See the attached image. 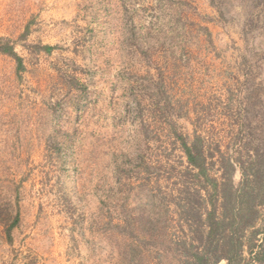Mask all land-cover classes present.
Segmentation results:
<instances>
[{"label":"rangeland","instance_id":"374dc122","mask_svg":"<svg viewBox=\"0 0 264 264\" xmlns=\"http://www.w3.org/2000/svg\"><path fill=\"white\" fill-rule=\"evenodd\" d=\"M195 141L264 250V0H0V264H191Z\"/></svg>","mask_w":264,"mask_h":264},{"label":"trees","instance_id":"16d2710c","mask_svg":"<svg viewBox=\"0 0 264 264\" xmlns=\"http://www.w3.org/2000/svg\"><path fill=\"white\" fill-rule=\"evenodd\" d=\"M2 50L11 53L16 59L17 67H22L21 58L13 52L10 46L5 44ZM197 142H193L190 146L184 143V152L189 164L211 183L213 191L211 193L212 205L204 219V222L208 223L206 244L201 246L198 244L199 247L193 252L188 249V254L194 261L191 264H217L220 260H225V264H245L244 261L246 264H250L252 261H261L260 257L264 258V250L253 251L258 231L252 230L249 234H245L246 229L252 227V223L259 213L258 204L252 203L255 191L254 181L247 180L246 186L240 183L236 188L231 185L230 174L234 170L235 164L240 165L239 157L232 160V157L222 156V163L225 167L222 173L224 180L222 183L206 176L205 160L207 157L202 152L201 144ZM242 174L246 175L244 168H242ZM217 199H220V214H217L214 205ZM260 201L263 202L264 198ZM246 238L248 243L246 251L249 256L247 259L242 255Z\"/></svg>","mask_w":264,"mask_h":264}]
</instances>
